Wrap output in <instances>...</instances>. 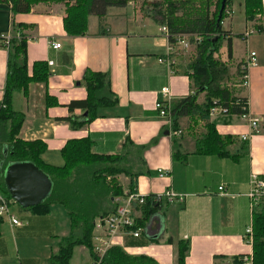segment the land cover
Segmentation results:
<instances>
[{
	"label": "crops",
	"instance_id": "crops-1",
	"mask_svg": "<svg viewBox=\"0 0 264 264\" xmlns=\"http://www.w3.org/2000/svg\"><path fill=\"white\" fill-rule=\"evenodd\" d=\"M65 16L63 4L39 3L30 12L15 15L9 6L0 4V35H12L13 24L23 25L28 76L35 62H45L48 70L45 82H31L13 95L12 107L24 117L19 138L42 140L46 144L42 159L53 166H62L61 149L71 139L89 138L92 152L99 155L119 154L126 139L141 147L138 153L132 150L127 155V166L137 174L136 189L146 196L171 190L183 199L162 200L140 236L114 239V245L130 255H145L156 264H175L180 240L188 245L184 264H231L233 257L252 253L245 232L259 208L248 197L249 176L255 173L264 178V33L255 30L243 36L245 30L254 28L245 17L236 20L231 16L229 28L222 26L226 38H231V58L227 59L226 40L220 58L228 61L235 79L239 64L247 61L250 52L255 53V63L244 71L246 85L233 88L236 96L247 100L248 114L258 117L259 123L252 131L242 116L210 117L216 132L233 140L227 147L230 156L220 157L195 152L196 140L205 133L203 121L190 128L188 118L181 117L180 133L174 134L154 110L163 87H169L173 101L193 92L187 73L191 48L173 56L170 68L158 62L168 45L160 31L163 25L149 14H140L131 3L108 8L101 19L90 15L86 33L80 36L65 32ZM235 23L240 28L236 35L244 41V54L232 68ZM51 42L60 43V48H51ZM87 70L108 75L117 104L100 108L93 121L74 129L65 119H78L84 111L79 107L70 111L68 104L86 98L82 79ZM6 72L7 50L0 47V102ZM243 135L248 138L243 140ZM177 151L185 155L183 160L174 158ZM120 176L123 192L130 190L129 178ZM50 206L46 215H39L14 201L8 204L7 213L1 216L6 222L0 224V264H49L58 241L70 232L64 207ZM113 207L112 199L109 209ZM135 213L140 218V208ZM9 215L20 225H12ZM91 262L88 250L78 246L68 264Z\"/></svg>",
	"mask_w": 264,
	"mask_h": 264
},
{
	"label": "trees",
	"instance_id": "trees-1",
	"mask_svg": "<svg viewBox=\"0 0 264 264\" xmlns=\"http://www.w3.org/2000/svg\"><path fill=\"white\" fill-rule=\"evenodd\" d=\"M129 0H0V4L9 6L12 15L30 12L39 3H65L66 16L63 27L69 36H80L86 33L87 18L94 15L101 19L108 8L124 7ZM233 0H160L158 16L153 18L165 25L170 33V43L175 42L178 35H186L191 44V60L187 64L193 92L188 96L172 102V130L179 128V119L187 117L190 128L198 121L205 123V133L196 140L195 152L198 154H214L220 157L230 156L227 147L233 140L229 136H221L215 130V123L209 122V111L213 107L226 110L221 115L242 116L247 113V100L235 95L234 86H240L244 74L240 63L237 79L230 72L228 61L220 58L222 43L226 40L227 59L231 58V38L222 29L221 21L225 10L230 9ZM244 17L252 21L261 11V0H243ZM223 4V10L220 13ZM220 16V17H219ZM13 38L7 50V72L3 99L0 102V195L8 205L12 200L3 184V172L7 164L16 162H32L52 181V190L48 198L41 204L26 208L39 215H46L52 204H59L66 210L70 219V232L58 241L49 264H68L76 247H85L91 259V239L95 221L108 215L110 204L115 196L123 193L118 176L129 178L130 190L136 188L137 174L127 166L128 153L136 147L126 139L122 151L116 155H99L92 152V140L89 138L68 140L61 149L62 166L45 163L42 155L46 144L42 140L24 141L19 138V130L23 123V114L12 107L14 93L24 91L31 82H45L48 70L45 62H35L32 76L27 74L26 37L22 33V24H13ZM257 32H263L259 24L254 26ZM19 32L21 37L16 38ZM0 47L3 44L0 42ZM4 48V47H3ZM86 98L74 100L68 104L73 111L79 107L84 114L76 119L65 120L70 127L77 129L85 126L98 116L100 108L112 107L117 104V96L111 91L109 77L102 72L87 70L83 74ZM202 96L201 101L199 97ZM185 155L174 153V158L183 160ZM232 157V156H231ZM162 202L153 201L148 197L140 207L141 216L137 226L144 228L152 216L157 214ZM252 218V264H264V202L258 205ZM2 218L0 217V224ZM188 245L185 241L176 244L175 264H184ZM242 256H235L231 264H241ZM217 259H220L217 258ZM222 259V258H221ZM100 264H156L145 255H130L120 246L108 248Z\"/></svg>",
	"mask_w": 264,
	"mask_h": 264
},
{
	"label": "built area",
	"instance_id": "built-area-1",
	"mask_svg": "<svg viewBox=\"0 0 264 264\" xmlns=\"http://www.w3.org/2000/svg\"><path fill=\"white\" fill-rule=\"evenodd\" d=\"M233 15V11L230 9L225 10V17L221 21L223 24ZM263 27L264 33V13L261 17V24ZM161 33L165 36L168 41L167 52L163 57L158 58V62L164 63L170 68L174 64L173 56H176L182 50H188L191 47V44L186 35H178L175 38L174 43H170V33L165 25L160 27ZM255 32L254 28H248L243 33V36L247 37L248 35ZM16 38H20L21 35L19 32L15 34ZM13 38L11 34H2L0 35V42L3 44V47L6 48L9 46L10 40ZM51 48L58 49L60 48V43L51 42ZM255 63V53L250 52L247 61L243 65L244 71L251 65ZM52 64V62H49ZM240 86L246 85V76L245 74L241 77ZM160 98L154 102V110L157 112L159 118L163 119L168 126L171 133L179 134L180 131L172 130V102L173 97L169 90V87H163L160 90ZM226 110L220 107H213L209 111V117L216 115H221L225 113ZM243 118L248 120L249 126L252 131H256L259 123V118L256 116H250L248 111L246 114L242 115ZM243 140H246L248 136H241ZM222 189V187H219ZM2 198V196L0 195ZM148 197H151L153 201L160 202L162 200L166 201H181L183 199L182 195H178L175 192L168 190L163 194L159 195H149L146 196L142 194L138 189L124 191L121 195L115 196L113 198L114 209L111 213L104 217L98 218L94 223V230L91 239L92 252L95 257L92 260L91 264H100L101 259L105 255L109 247L115 244L114 239L117 237L123 236H133L138 237L142 232L141 227L137 226V215L136 210L145 204V201ZM248 197L251 201L252 206L258 205L264 202V178L260 177L258 174L251 173L249 176V192ZM2 205L0 206V217L7 213L8 205L2 198ZM9 220L12 225H20V222L12 215H9ZM246 238L251 244L252 240V228H247ZM241 264H252V253L243 255L241 257Z\"/></svg>",
	"mask_w": 264,
	"mask_h": 264
},
{
	"label": "water",
	"instance_id": "water-1",
	"mask_svg": "<svg viewBox=\"0 0 264 264\" xmlns=\"http://www.w3.org/2000/svg\"><path fill=\"white\" fill-rule=\"evenodd\" d=\"M223 7L222 4L220 13ZM3 184L12 200L23 209L41 204L52 190L49 176L32 162L7 164L3 172Z\"/></svg>",
	"mask_w": 264,
	"mask_h": 264
},
{
	"label": "rangeland",
	"instance_id": "rangeland-1",
	"mask_svg": "<svg viewBox=\"0 0 264 264\" xmlns=\"http://www.w3.org/2000/svg\"><path fill=\"white\" fill-rule=\"evenodd\" d=\"M159 2H160V0H129L128 3H131L140 14H149L152 17L153 16L155 17V16H158L157 11L159 8V5H158ZM261 2H262L261 11L251 21L254 26H256L257 24H259V25L261 24V17L263 16V13H264V0H261ZM47 4H63L65 6V3H47ZM232 5L229 7L230 10L231 9L234 10L232 17L236 20H238L240 18L243 19V17H244L243 16V14H244V2H243V0H233ZM229 22H230V19L227 20L223 24V26L225 28H229ZM239 29L240 28H238V24H236V23L233 24V26H232V34H233L232 42H233L234 55H233V60H232V68H234L236 66L238 58L244 54V41L241 39L240 36L236 35L237 33H239ZM222 48H225V42H223ZM192 50H193V48H192ZM193 52H194V50H193ZM190 53H192V51ZM234 82H236V79L232 78L231 79V85H234L235 84ZM119 177L121 178V180L123 179L122 176H118V178ZM60 206H62V205H60ZM50 209H51V206H50ZM2 221L4 223L6 222L5 216L2 217Z\"/></svg>",
	"mask_w": 264,
	"mask_h": 264
}]
</instances>
